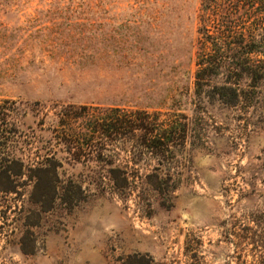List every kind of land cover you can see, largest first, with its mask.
<instances>
[{"label": "rangeland", "instance_id": "374dc122", "mask_svg": "<svg viewBox=\"0 0 264 264\" xmlns=\"http://www.w3.org/2000/svg\"><path fill=\"white\" fill-rule=\"evenodd\" d=\"M202 9V0H0V102L16 103L11 123L32 149L64 150L51 140L66 106L189 124L168 157L178 188L166 196L146 184L159 158L131 153L126 136L100 135L108 145L80 163L60 152L56 184L36 186L25 169L15 193L0 192V264H125L138 253L188 264L194 236L205 264H257L252 246L238 257L232 233L237 219L264 214V82L249 106L196 95ZM127 166L132 196L110 173ZM73 182L82 193L72 206L63 188Z\"/></svg>", "mask_w": 264, "mask_h": 264}, {"label": "trees", "instance_id": "16d2710c", "mask_svg": "<svg viewBox=\"0 0 264 264\" xmlns=\"http://www.w3.org/2000/svg\"><path fill=\"white\" fill-rule=\"evenodd\" d=\"M202 5L204 26L200 29L196 95L210 93L231 106L245 100L249 106L255 89L264 82V0H202ZM219 75L225 76L223 82L213 86V78ZM245 78L250 81L248 91L241 88V81ZM207 88L209 92H206ZM15 105L7 100L0 102V192L15 193L25 169L31 171L30 178L35 179L36 186L55 181L56 184L60 166L57 155L67 151L77 163L91 159L94 152L108 145L100 135H106L111 142L118 136H126L131 153L140 156L152 153L159 158L156 173L149 175L146 182L153 191L166 196L178 188V184L172 182L175 167L168 157L176 155L186 143L189 124L185 116L174 114L167 120H160L157 114L140 110L127 112L111 108L102 115L92 107L66 106L58 114L59 123L52 130L54 138L51 140L64 146V150L53 152L44 148L32 149L34 141L26 139L17 123H11L16 114ZM20 144L24 146V153L18 148ZM17 150L22 156H18ZM164 160H168V164ZM26 163L34 166L28 168ZM129 171L128 166L110 170L113 187L119 195L132 196L138 189V183L129 179ZM55 184L52 187L54 193L58 189ZM72 185L70 189L63 188V199L73 206L79 201L76 195L81 194L82 189L77 183ZM232 235L240 259L247 247L252 246L256 263L264 264V214L237 219ZM199 243L195 236L187 241L188 264H205ZM125 264L156 262L149 254L138 253L128 256Z\"/></svg>", "mask_w": 264, "mask_h": 264}]
</instances>
